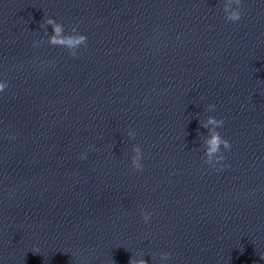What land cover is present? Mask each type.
Instances as JSON below:
<instances>
[{"label":"clouds","instance_id":"9594fccd","mask_svg":"<svg viewBox=\"0 0 264 264\" xmlns=\"http://www.w3.org/2000/svg\"><path fill=\"white\" fill-rule=\"evenodd\" d=\"M242 0H224L223 3V12L225 14V20L228 22H237L242 18ZM51 26L53 34L51 36L48 35V26ZM41 29H44L45 35L48 36V43L52 46H59L63 47L68 50L69 54L72 57H77L78 49L83 46L87 47V37L84 34L78 32L77 27L73 26L70 32L65 31V27L61 22L56 21L53 18L44 19V21L39 25ZM39 42L34 41L33 46H38ZM7 87V82L3 81L0 82V92H3ZM215 110L214 104H209L207 106V111L211 112ZM209 125L212 127L210 128ZM224 120L217 119L214 116H208L206 122H200V126L204 129L208 130V136L204 139V155H203V162L206 165H210L213 168H216L217 165H221L220 168L217 170H222L223 167H227L228 165H223L222 162L225 160V156L221 151V147L224 150L230 151L231 150V143L224 139L219 131L218 128L223 127ZM128 136L130 139H135L136 133L133 131L128 132ZM12 138V137H9ZM134 155L131 157V164L132 167L138 171L143 170V166L141 164V160L143 158L142 149L137 144L133 146L132 149ZM81 159L86 158L85 155H81ZM142 218L145 223H147L151 218V213L142 212ZM38 249H34V254L38 253ZM160 258L162 260H168L171 258L170 253H161ZM264 259V256L261 257ZM128 264H147L145 259L143 258H133L131 257Z\"/></svg>","mask_w":264,"mask_h":264}]
</instances>
